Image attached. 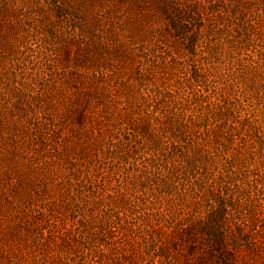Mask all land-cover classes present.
<instances>
[{"label":"rangeland","instance_id":"374dc122","mask_svg":"<svg viewBox=\"0 0 264 264\" xmlns=\"http://www.w3.org/2000/svg\"><path fill=\"white\" fill-rule=\"evenodd\" d=\"M0 264H264V0H0Z\"/></svg>","mask_w":264,"mask_h":264}]
</instances>
